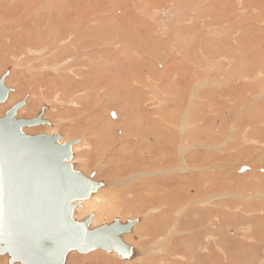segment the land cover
Here are the masks:
<instances>
[{
	"label": "rangeland",
	"instance_id": "374dc122",
	"mask_svg": "<svg viewBox=\"0 0 264 264\" xmlns=\"http://www.w3.org/2000/svg\"><path fill=\"white\" fill-rule=\"evenodd\" d=\"M0 2V78L13 67L6 79L12 91L8 101L0 104V118L27 99L17 118H35L48 107L44 118L53 126L24 128L25 134L81 140L82 147L73 156L75 170L111 183L95 192L107 200L91 211L93 215L103 211L96 225L147 215L134 228L138 239L128 236L127 241L140 254L158 245V252L138 254L146 264H264V0H75L82 11L95 4L99 15L119 21L109 23L111 29L115 25L121 29L111 30L115 37L93 47L113 52L105 63L128 56L135 67L114 72L121 94L100 90L99 120L87 118L97 97L83 95L84 108L77 111L71 105L76 92L67 91V83L61 84L52 68H40L45 63L57 65L53 62L57 56L67 58L60 53L68 47L73 55H78V47L82 51L73 63H89L86 57L79 60L85 48L76 24L67 28L57 21L54 35L66 43L59 47L55 42V49L49 51L52 56L40 61L22 57L19 53L29 47L17 46L20 39L36 41L33 18L48 6H38L29 21L21 22L34 0H16L14 5L9 0ZM10 21L21 23L12 28L7 25ZM115 67L119 70V65ZM117 102L123 110L118 104L112 106ZM112 111L117 112L116 118L111 117ZM120 113L121 122L112 129L110 122L118 120ZM243 167L249 169L241 172ZM206 200V205L197 204ZM152 209L157 211L148 214ZM235 229L247 238L231 234ZM217 246L224 248L227 258ZM95 254L111 261L102 264L125 262L115 254L94 250L72 251L66 264H96L87 260ZM8 260L0 256V264H9Z\"/></svg>",
	"mask_w": 264,
	"mask_h": 264
},
{
	"label": "water",
	"instance_id": "95a60500",
	"mask_svg": "<svg viewBox=\"0 0 264 264\" xmlns=\"http://www.w3.org/2000/svg\"><path fill=\"white\" fill-rule=\"evenodd\" d=\"M10 72L0 79V103L11 91L5 83ZM25 104L26 99L0 118V256L8 255L9 264H65L72 251L102 249L131 258L122 236L139 220L116 219L93 230L92 215L74 220L75 202L88 199L103 182L74 169L72 148L80 140L61 144V135L25 134L24 128L51 125L43 119L48 107L35 118H17Z\"/></svg>",
	"mask_w": 264,
	"mask_h": 264
},
{
	"label": "bare ground",
	"instance_id": "6f19581e",
	"mask_svg": "<svg viewBox=\"0 0 264 264\" xmlns=\"http://www.w3.org/2000/svg\"><path fill=\"white\" fill-rule=\"evenodd\" d=\"M1 1V0H0ZM6 1V0H5ZM16 2V0H9V2H7V3H10V5H14V3ZM0 4H1V2H0ZM40 5H46V6H48L47 8H45V9H43V12L42 13H37V15L33 18L34 19V29L38 32V36H37V39H36V41L34 40V41H30L29 39L30 38H28V39H26V41H23L24 39H23V37H22V39H20V41H19V43H18V45L17 46H27V47H29L27 50H26V52H24V53H19L20 54V56H29V57H35L37 60L36 61H40V60H44L46 57H50V56H52V52H49V51H51L53 48H54V43L56 42H59V47H61V46H63V45H65V40H64V42L65 43H63V40L62 41H59L60 40V37L61 36H59V34H57L58 35V37H57V35L55 36L54 35V30L53 29H56L55 27H54V25L55 24H57V21H59L60 23H61V25L63 26V27H69V23L71 24V25H74V24H76V27H78V31H76V32H79L80 33V37H83V40H84V42L83 43H81L83 46L82 47H84L85 49H84V51H83V56H82V58L81 59H79V60H82L83 58H87L88 60H89V65L88 64H86V63H82V64H80V63H78V62H75V63H73L74 61H75V59L76 58H78V56L80 57V53L82 52L81 51V48H80V50H79V47L77 48V54L78 55H73V54H71L70 52H72V51H69V49H71V48H67V49H64L63 50V52L62 53H60V55H61V57H62V54L63 53H66L67 54V58H65V59H56V58H58V56L56 57V58H54V60H53V62H56V64L57 65H54V66H49L50 64H48V63H45V64H42L41 66H40V68H41V71H42V69H45V70H49V68H52L53 69V71L55 72H57L58 73V77L62 80V83L61 84H65L66 85V83H67V86H68V89H67V91L69 90V92L70 91H75L76 93H74V97H73V100H72V104H71V101H70V103L69 102H67V103H69V104H71V105H74V106H76V107H78L79 109L77 110V111H79V112H81L82 111V109L84 108L83 107V103L81 102V101H83V100H81L82 99V96L83 95H85L86 97H88L89 99L91 98V97H97V100H96V102L94 103L95 105L92 107L93 109H92V111L90 112L91 114H89V116H87V118H96V119H98L99 117H100V115H102L103 113L101 112L103 109H100V108H98L97 106V103L98 102H100V95H99V92H100V90H104L105 92L106 91H110V90H114V93L115 94H121V93H119L118 91H119V88H118V85H116L115 83V81H114V72H117V71H120L122 68H125V69H127L128 67H130L131 69H133V68H135V67H132L133 65H134V63H133V65H131L130 63H129V61H128V56H127V58H125V59H121V57L119 58V59H121V60H119V62L117 61V60H115V62H114V60H113V63L112 64H109V62L111 61H109L108 62V64L107 63H105L106 61H104L105 60V58H111L112 57V55H111V53L113 54V52H110L109 53V51L108 50H103V51H97V50H94V48L93 47H97L98 45H100L101 43H103V42H107V43H109L111 40H112V38H114L115 36H113L114 34H115V32H111V30H113V29H115L114 31H118L119 29H120V27L118 28V27H116V26H119V25H115V28H112L111 29V27H112V25H110L109 26V23H110V20H113V17L112 18H108V17H103V16H101V15H99L100 13V11H99V9H97L96 8V6H95V4H91L90 6H89V10L90 11H82V9L80 8V5L78 6V4L75 2V0H43V2H41V1H39V0H34V2H33V4H31L30 5V7L28 8V10H27V15L24 17V18H21V22H24V21H29V16L30 15H34L35 14V12H36V8L38 7V6H40ZM3 6V5H2ZM11 9V8H10ZM11 13V12H10ZM145 15V14H144ZM7 19H11L12 18V14H8L7 15ZM136 17V16H135ZM134 17V18H135ZM6 18V17H5ZM263 18V17H262ZM124 19V18H123ZM13 20V19H12ZM114 20H117V19H115L114 18ZM114 20H113V22H114ZM119 20H122V19H119ZM140 20V19H139ZM142 20V19H141ZM118 21V20H117ZM117 21H115V22H117ZM135 21V20H134ZM5 22V21H4ZM20 22V21H19ZM19 22L17 21L16 23L14 22V21H10V22H8V26L9 27H14V23H15V25H18L19 26ZM20 22V23H21ZM119 22V21H118ZM124 22V21H123ZM131 22V21H130ZM3 23V22H2ZM6 23V22H5ZM27 23V22H26ZM112 24V23H111ZM137 24V23H136ZM144 24H146L145 22H144ZM60 25V26H61ZM78 25V26H77ZM121 25V28H122V26H124L125 24H120ZM127 25H129V24H127ZM32 26V27H33ZM15 27H17V26H15ZM31 27V28H32ZM63 27H61V28H63ZM74 27V26H73ZM114 27V26H113ZM144 27V26H143ZM146 27V26H145ZM41 28H46V30L44 31V32H42V30L40 31V29ZM66 28V29H67ZM136 28V27H135ZM57 29H58V27H57ZM77 29V28H76ZM63 30H65V28L63 29ZM72 30V29H71ZM121 30V29H120ZM149 30V29H148ZM56 31V30H55ZM59 31H61V29H59ZM59 31H58V33H59ZM69 32H70V30H68ZM34 32V31H33ZM63 32V31H62ZM74 32V31H73ZM117 33V32H116ZM124 33V32H123ZM28 34V33H27ZM36 34V33H35ZM118 34H120V33H118ZM69 35V34H68ZM71 35L73 36L74 34L73 33H71ZM21 36H22V34H21ZM126 36V35H125ZM76 37H77V35H76ZM79 37V36H78ZM35 38H36V36H35ZM66 38V37H65ZM118 38V37H117ZM9 39V38H8ZM11 39V38H10ZM15 40V39H14ZM80 40H82V39H80ZM82 40V41H83ZM115 40V39H114ZM6 41V40H5ZM17 41V40H16ZM81 41V42H82ZM18 42V41H17ZM24 42H25V44H24ZM75 42V41H74ZM78 42H79V40H78ZM77 42V43H78ZM6 43V42H5ZM4 45V44H3ZM7 45V44H6ZM94 45V46H93ZM71 46H72V44H71ZM73 46H74V43H73ZM92 47V48H91ZM55 49V48H54ZM83 49V48H82ZM0 50H2V49H0ZM72 50V49H71ZM108 51V53H106ZM23 52V51H22ZM57 52V50H54L53 51V55H54V53H56ZM104 52V53H103ZM135 52V51H134ZM131 53V52H130ZM44 54H45V56H44ZM128 54V53H127ZM59 55V54H58ZM132 55H133V53H132ZM15 58L17 57V56H15V55H13ZM73 56H75V58L73 57ZM113 56H115V55H113ZM41 57H43V58H41ZM60 57V56H59ZM122 57H124V55L122 56ZM28 58V57H27ZM85 58V59H86ZM86 59V60H87ZM129 59H130V56H129ZM132 59H130V61H131ZM58 61V62H57ZM63 61V62H62ZM134 61V60H133ZM141 61V60H140ZM62 62V63H61ZM142 62V61H141ZM73 63V64H72ZM94 63H96V64H94ZM103 63H105V64H103ZM80 64V65H79ZM78 65V66H77ZM84 65H86V68H85V66ZM88 65V66H87ZM117 65H119V70L118 69H116V67L115 66H117ZM141 65V64H140ZM144 65V64H143ZM73 66H76V67H73ZM14 67H16V66H14ZM138 67H139V65H138ZM161 67H162V65H161ZM13 68V67H12ZM11 68V69H12ZM137 68V67H136ZM51 69V70H52ZM62 69V70H61ZM32 71L33 70H35V69H31ZM60 70V71H59ZM264 70V69H263ZM262 70V71H263ZM35 72V71H34ZM33 72V73H34ZM7 73V72H6ZM5 73V74H6ZM131 73V72H130ZM129 72H127V74H130ZM258 73H259V71H258ZM257 73V75H259ZM36 74V73H35ZM4 75V74H3ZM2 75V76H3ZM38 75V74H37ZM122 76H123V74H121ZM124 75H126V74H124ZM256 75V76H257ZM260 75H262V73L260 74ZM1 76V77H2ZM39 76H40V78L42 77V78H44V75H42V73H40L39 72ZM131 76V75H130ZM36 77V76H35ZM144 77V76H143ZM258 77V76H257ZM261 77V76H260ZM259 77V78H260ZM121 78V77H120ZM119 78V79H120ZM1 79V78H0ZM7 79V78H6ZM35 79V78H34ZM116 79H118L117 77H116ZM124 79V78H123ZM76 80V82H74ZM125 80H127L126 79V77H125ZM142 81H143V79H142ZM55 82V81H54ZM61 82V81H60ZM122 82V81H121ZM129 82V81H128ZM5 83H6V80H5ZM58 83V82H57ZM57 83H55V84H57ZM60 84V83H59ZM125 84V83H124ZM123 84V85H124ZM127 84V83H126ZM130 84V83H129ZM137 84V83H136ZM142 84V83H141ZM121 85V84H120ZM7 86V85H6ZM126 86H128V85H126ZM146 86V85H145ZM61 87V86H60ZM86 87H88L87 89H86ZM89 87H91V88H89ZM125 87V86H124ZM129 87V86H128ZM128 87H127V89H128ZM140 87H142V86H140ZM62 88V87H61ZM121 88H122V86H121ZM130 88V87H129ZM142 88H144V86L142 87ZM146 88H147V86H146ZM66 89V88H65ZM77 89H79V90H77ZM11 91H12V89H10ZM125 90H126V88H125ZM130 90V89H129ZM129 90H127V91H129ZM11 91H10V93H11ZM103 91V92H104ZM42 92V91H41ZM58 92V91H57ZM56 92V93H57ZM144 92V91H143ZM9 93V94H10ZM71 93V92H70ZM111 93V92H110ZM110 93H109V96H111L110 95ZM134 93V92H133ZM73 94V93H72ZM72 94H71V96H72ZM108 93L106 92V95H107ZM113 94V93H112ZM57 95V94H56ZM60 95V94H59ZM105 95V94H104ZM131 95V94H130ZM58 96V95H57ZM84 96V97H85ZM117 96V95H116ZM142 96V95H141ZM145 96V95H144ZM102 97H104V96H102ZM124 97V96H123ZM135 97V96H134ZM138 97V96H137ZM111 98V97H110ZM110 98H107L108 100L107 101H110L111 99ZM114 98H115V96H114ZM8 99H9V95H8ZM8 99H7V101H8ZM72 99V98H71ZM84 99V98H83ZM86 99V98H85ZM110 99V100H109ZM59 100V99H58ZM57 100V101H58ZM88 100V99H87ZM116 100V99H115ZM139 100V99H138ZM6 101V102H7ZM60 101V100H59ZM58 101V102H59ZM106 101V102H107ZM114 102V100H111V102ZM26 102H27V99H26ZM85 102H86V100H85ZM88 102V101H87ZM111 102H108V104L110 103L111 104ZM140 102V101H139ZM92 103V102H91ZM92 103V104H93ZM124 103V102H123ZM141 103L142 102H140V105H141ZM0 104H3V103H0ZM115 104H118V108L119 107H121V105H122V103H112V106H114V107H116V105ZM26 105V104H25ZM48 105V104H47ZM90 106V105H89ZM108 106V105H107ZM25 107V106H24ZM24 107H22V108H24ZM110 107H111V105H110ZM137 107H138V105H137ZM21 108V109H22ZM89 107L87 106V109H88ZM117 108V107H116ZM122 108V107H121ZM131 108V107H130ZM134 108V107H133ZM168 108V107H167ZM20 109V110H21ZM43 109V108H42ZM126 109L128 110L129 108H127L126 107ZM120 110V109H119ZM122 110H123V108H122ZM130 110V109H129ZM128 110V111H129ZM126 111V110H125ZM139 111V110H138ZM19 112V111H18ZM86 112V111H85ZM111 112V111H110ZM116 111H112V113H111V117H113V118H116V116H117V112L115 113ZM120 112V111H119ZM144 112V111H143ZM257 112V111H256ZM125 113V112H124ZM82 114V113H81ZM125 114H127V113H125ZM118 115H119V113H118ZM122 115H123V113L121 114L120 113V116H119V119L118 120H113V122L111 121L110 122V124H111V127H112V129H114V127L115 126H118V124L121 122V117H122ZM130 115V114H129ZM128 115V116H129ZM18 116V115H17ZM160 116V115H159ZM124 117V116H123ZM130 118V117H129ZM133 118V117H132ZM29 119H32V118H29ZM43 119H45V118H43ZM127 119V118H126ZM125 119V120H126ZM131 119V118H130ZM95 120V119H94ZM99 120V119H98ZM131 120H133V119H131ZM93 121V120H92ZM123 121V120H122ZM49 122V121H48ZM127 122V120L125 121V123ZM89 124V123H88ZM126 124H128V122L126 123ZM130 124V123H129ZM53 126V124H51V127ZM100 126V125H99ZM125 126V125H124ZM152 126H154V125H152ZM150 127V126H149ZM32 128V127H31ZM154 133H158V132H154ZM161 133V132H160ZM54 134V133H53ZM47 135H50V136H53L52 134H47ZM56 135V134H55ZM62 136V135H61ZM160 136V135H159ZM160 138V137H159ZM65 139H64V137L62 136V140H61V144H64V143H66L67 141H64ZM81 142V140L79 141V143ZM76 144V145H74L73 146V148H72V152H73V154H72V159H71V163H72V165L73 164H75V160L73 161V156H74V154L77 152V151H79V149L82 147V145H80V144ZM84 145V144H83ZM151 148H152V146L149 148V150H151ZM155 153V152H154ZM264 165V164H263ZM243 168H246V170H248L249 168L248 167H243ZM242 168V169H243ZM75 169V168H74ZM77 171V170H76ZM262 172H264V168L262 169ZM91 175H94V177H95V174H91ZM91 175H90V177H88V178H91ZM150 176V175H149ZM133 179H136V178H133ZM132 179V180H133ZM93 180H95V179H93ZM96 181V180H95ZM98 182H103V183H101V187H99L97 190H99V191H102L103 189H101V188H108V186L111 184V183H109V182H106V181H98ZM212 186V185H211ZM210 186V187H211ZM209 187V188H210ZM210 189H212V188H210ZM96 190V191H97ZM95 191V192H96ZM95 192H93L92 194H91V196L88 198V199H85V200H82V201H76L75 202V204H77V206H76V208H75V211H74V220L76 221V222H82V221H84L87 217H89L90 215H92L93 216V218H92V223L90 224V227H89V229L90 230H93V229H95V228H97V227H100V226H102L104 223H102L101 225H96V223H97V221H98V219L101 217V215L103 214V211H101V212H99L98 214H95V215H93L92 213H91V211L93 210V212H96V207L98 206V204H99V202H102V203H104V204H106L107 203V200H106V198H104L103 196H97L96 194H95ZM178 197V196H177ZM206 202H207V200L206 201H202V202H199V203H197V204H200V205H206ZM187 207V206H186ZM185 209V208H184ZM182 210V209H181ZM181 210H180V212H181ZM151 211L153 212V213H155V211H157V209H152V210H150L149 212H148V214H150L151 213ZM178 213V212H177ZM179 214V213H178ZM180 214H182V213H180ZM144 216H147V215H144ZM144 216H142V217H138L137 219H131V220H139V223L142 221V218L144 217ZM77 219H80V221H77ZM114 220H116V219H114ZM113 220V221H114ZM128 220H130V219H128ZM127 220V221H128ZM113 221L111 222V223H113ZM127 221H125V222H122V223H126ZM178 221V220H177ZM111 223H106V224H108V225H110ZM138 223V224H139ZM177 223V222H176ZM138 224H136L135 225V227L138 225ZM134 227V228H135ZM134 228H133V230H132V232L130 233V234H125V235H123L122 236V240L126 243V244H128L129 246H131L132 247V253H131V255H132V257L131 258H129V259H123L121 256H119L117 253H115V252H111L112 254H115L116 256H118L120 259H121V261H122V259L123 260H125V262L123 263V264H146L145 262H143V259L141 260V254L142 255H145L144 253H147L146 255H148V254H150V253H152V251H157V249H159V247H158V245H156V246H153V247H151V248H149V249H147V250H144V251H146V252H141V254L139 253V251L137 250V248H136V246H134V244L133 243H131V242H127L128 241V236H130L131 237V239H134V240H137L138 239V235H135V233L133 232L134 231ZM245 228V227H244ZM248 228V227H247ZM242 229V228H241ZM172 231V230H171ZM171 231H170V234H171ZM241 232H243V231H241V230H239V229H235V230H230V233L231 234H234V233H238L239 235H241L242 236V238H247V234H245L244 232L243 233H241ZM246 232V231H245ZM249 234V233H248ZM166 236H167V234H166ZM254 236V235H253ZM256 236V235H255ZM126 237V238H125ZM211 238V236H209V237H207V241L209 240ZM248 238H249V236H248ZM165 238H163V240H164ZM251 240H253L254 242H257L258 240L255 238H250ZM162 240V241H163ZM246 240V239H245ZM248 241L250 242V240L248 239ZM160 243V242H159ZM136 245V244H135ZM156 247H158L157 249H156ZM216 249H217V251H218V253H220L221 255H223L225 258H227L226 256H227V254H226V251L224 250V248L222 247V248H220L219 246H217L216 247ZM97 250H102V249H97ZM150 250V251H149ZM201 250L202 251H205L206 253H209L210 251L208 250V248L207 247H201ZM103 251V250H102ZM148 251V252H147ZM159 251H161V249L159 250ZM92 252V251H91ZM104 252H106V251H104ZM158 252V251H157ZM79 253V252H78ZM81 254V253H80ZM138 254H140V255H138ZM166 254V253H165ZM4 256H7L8 258H9V256L8 255H4ZM68 257V256H67ZM90 259V261H96V264H102V260H105V259H107V262L108 263H111V261L108 259V258H104V256H101V255H98V254H95V255H93V256H87V260H89ZM263 259H264V257H263ZM67 260V259H66ZM135 260V261H134ZM131 261L133 262V263H131ZM264 262V261H263ZM8 263H9V260H8ZM262 263V262H261ZM66 264V263H65ZM92 264H94V263H92Z\"/></svg>",
	"mask_w": 264,
	"mask_h": 264
}]
</instances>
